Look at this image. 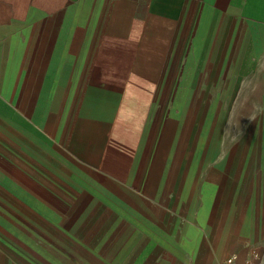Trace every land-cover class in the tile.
<instances>
[{
    "label": "crops",
    "instance_id": "crops-1",
    "mask_svg": "<svg viewBox=\"0 0 264 264\" xmlns=\"http://www.w3.org/2000/svg\"><path fill=\"white\" fill-rule=\"evenodd\" d=\"M254 257L264 0H0V264Z\"/></svg>",
    "mask_w": 264,
    "mask_h": 264
},
{
    "label": "rangeland",
    "instance_id": "rangeland-1",
    "mask_svg": "<svg viewBox=\"0 0 264 264\" xmlns=\"http://www.w3.org/2000/svg\"><path fill=\"white\" fill-rule=\"evenodd\" d=\"M234 123L239 124V125L241 126L242 129H243V127L246 125V123H244V122H238V121H237V122H234ZM248 124L251 126V128H253L254 126H255V128H258V127H259L258 125L260 124V122H255V121H254V122H251V123H248ZM248 124H247V125H248ZM250 126H249V127H250ZM219 140H220V141H223V140H224V142H226V141H228L229 139H226V138H220ZM258 141H259V140H258ZM258 141H257V142H258Z\"/></svg>",
    "mask_w": 264,
    "mask_h": 264
},
{
    "label": "built area",
    "instance_id": "built-area-1",
    "mask_svg": "<svg viewBox=\"0 0 264 264\" xmlns=\"http://www.w3.org/2000/svg\"><path fill=\"white\" fill-rule=\"evenodd\" d=\"M245 264H264V258L254 257L253 259L246 262Z\"/></svg>",
    "mask_w": 264,
    "mask_h": 264
}]
</instances>
